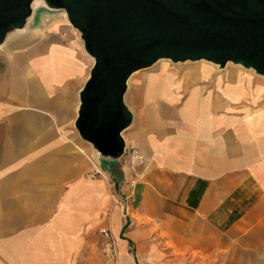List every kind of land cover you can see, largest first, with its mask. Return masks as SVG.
I'll list each match as a JSON object with an SVG mask.
<instances>
[{
	"label": "crops",
	"instance_id": "crops-1",
	"mask_svg": "<svg viewBox=\"0 0 264 264\" xmlns=\"http://www.w3.org/2000/svg\"><path fill=\"white\" fill-rule=\"evenodd\" d=\"M74 30L39 8L0 49V264H77L84 248L104 264L86 249L100 226L113 264H264V78L209 73L100 157L73 124L93 64Z\"/></svg>",
	"mask_w": 264,
	"mask_h": 264
},
{
	"label": "water",
	"instance_id": "water-1",
	"mask_svg": "<svg viewBox=\"0 0 264 264\" xmlns=\"http://www.w3.org/2000/svg\"><path fill=\"white\" fill-rule=\"evenodd\" d=\"M39 8L64 11L93 58L73 124L100 157L124 154L128 79L160 59L264 76V0H0V49L26 35Z\"/></svg>",
	"mask_w": 264,
	"mask_h": 264
},
{
	"label": "rangeland",
	"instance_id": "rangeland-1",
	"mask_svg": "<svg viewBox=\"0 0 264 264\" xmlns=\"http://www.w3.org/2000/svg\"><path fill=\"white\" fill-rule=\"evenodd\" d=\"M60 12L62 14L65 13L64 11ZM64 20L69 23L65 14ZM74 31L78 33L77 30ZM229 69L235 68L229 66L225 70L223 68H220L219 70L216 67L204 63L202 61L172 62L168 60L157 61L151 66L134 72L128 79V86L124 96L125 103L128 105V107L133 113V118L129 127L123 131V137L124 134L128 131V129L133 125V123H138L140 121L147 107L154 105L153 108H159L160 103L163 108H165V106H168V103L180 104L187 89L196 86L198 83L203 86H206V84L211 82V80L208 79V77L210 76L209 73L227 72V70ZM192 70L195 71V73L201 74L194 78L192 76ZM239 72L244 73L242 71ZM198 77H200V79ZM125 144H127L126 141ZM141 163H136V165ZM94 174L95 172H89L88 177H93ZM110 189L111 192L109 193L111 201L113 203L119 204L117 202L118 197H116V193L112 189V183L110 184ZM102 227L107 226H100L98 228V233L95 238L91 241V246L87 247L86 249L88 251H98L99 257L101 258L99 262L102 260L104 264H113V261L111 259H108L103 252V237L100 233V228ZM76 251L77 250L73 251V253H76ZM77 254L82 255L77 256V264H93V258L91 263H88L87 259L84 258L87 254L85 252V248L80 249Z\"/></svg>",
	"mask_w": 264,
	"mask_h": 264
},
{
	"label": "built area",
	"instance_id": "built-area-1",
	"mask_svg": "<svg viewBox=\"0 0 264 264\" xmlns=\"http://www.w3.org/2000/svg\"><path fill=\"white\" fill-rule=\"evenodd\" d=\"M125 153L129 162L135 164L143 162V155L136 148H128ZM100 233L103 237V252L108 259L114 261L117 257V248L114 238L111 236L109 229L106 227L100 228Z\"/></svg>",
	"mask_w": 264,
	"mask_h": 264
},
{
	"label": "bare ground",
	"instance_id": "bare-ground-1",
	"mask_svg": "<svg viewBox=\"0 0 264 264\" xmlns=\"http://www.w3.org/2000/svg\"><path fill=\"white\" fill-rule=\"evenodd\" d=\"M65 14V13H64ZM159 61H168L167 59H160ZM200 61H202V62H204V63H207V64H209V65H212V66H214V67H216L217 69H219L220 70V68L216 65V64H213V63H211V62H209V61H206V60H200ZM186 62H190V61H186ZM233 67V68H235V69H237V70H239V71H242V72H244V73H246V72H248V73H250V74H252V75H254V76H256V77H259V78H264V76H260V75H256V74H254L253 73V71L252 70H250V69H244L243 67H241L240 65H235V64H232V63H227L226 64V66L223 68L224 70L225 69H227V67Z\"/></svg>",
	"mask_w": 264,
	"mask_h": 264
}]
</instances>
